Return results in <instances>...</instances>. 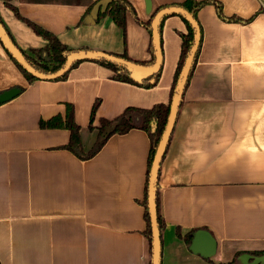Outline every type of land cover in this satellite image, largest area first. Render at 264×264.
<instances>
[{
	"label": "crops",
	"instance_id": "crops-1",
	"mask_svg": "<svg viewBox=\"0 0 264 264\" xmlns=\"http://www.w3.org/2000/svg\"><path fill=\"white\" fill-rule=\"evenodd\" d=\"M94 1L0 0V19L22 51L47 42L13 9L71 49L149 60L147 32L128 18L124 40L109 17L94 21L87 11ZM129 1L146 22L185 0H151L150 12L144 0ZM211 1L196 13L201 45L160 166L161 264L229 263L264 252V0ZM184 32L179 16L164 20L160 77L150 89L115 81L93 61L64 80L29 84L0 44V92L23 89L0 105V264H149L140 204L146 132L113 135L83 161L63 149L69 131L39 124L63 118L70 104L87 150L96 138L88 129L94 102L93 125L129 107L167 104ZM192 230L213 237L212 257L189 250L183 237Z\"/></svg>",
	"mask_w": 264,
	"mask_h": 264
},
{
	"label": "trees",
	"instance_id": "trees-1",
	"mask_svg": "<svg viewBox=\"0 0 264 264\" xmlns=\"http://www.w3.org/2000/svg\"><path fill=\"white\" fill-rule=\"evenodd\" d=\"M210 3H214V2L211 0H206L202 2H197L196 0H185L183 3L178 4L176 6L160 7L151 13L149 19L146 22L140 21L137 18L135 9L129 0H95L93 3H91L88 6L87 11L88 13L93 14V18L95 22H99L104 17H109L113 21V23H115L122 30L124 40L126 36L127 20L128 18L133 19L134 22L138 26L143 28L149 36V41H148V46H147V52L149 53V56H150L149 60L142 61V62L134 61L128 58L125 53L122 55H115V54H107V55L117 57L119 59L125 60L127 62H131L136 65L151 67L156 63V60H157V53L154 47V41H153V36H152V21L155 18L156 14L168 8H181L184 11H186L198 25L197 20H196V13L199 11V9L202 6L210 4ZM216 7L218 8L217 10H218L219 16L223 18V16L220 13V6L217 4ZM13 11L18 19L26 23L27 26L31 28V30L36 35L40 36L47 42V44L43 48L22 51L16 47L15 43L11 39L9 33L3 26V23L0 19L1 30L5 33L7 38L10 40V42L13 44V46L16 48V50L19 52L22 58L27 62V64L35 72L41 75H45V76L56 74L64 67L70 55L77 54V53L91 52L86 49H79V50L71 49L61 44L59 40L56 38V36L36 26L35 24H32L31 22L25 19H22L21 17L18 16V14L16 13L14 9ZM173 15L179 16L181 18V20L183 21L185 25V32L182 33L180 36L181 43H180L179 59L177 62L174 75H173L170 92H169V100L167 104H158V105L153 106L151 109H138V108H133V107L126 108L121 115H119L113 120L99 119V126L95 129V128H91V123L94 120L95 111L97 108V102H94L91 108L90 124L88 126V129L90 131L96 130V138L92 146L87 150L84 149L82 145L81 138H80V127L74 121L73 107L70 104L65 105V108H66L65 116L63 118L60 116H56V117L51 118L50 120L41 121L39 124L41 129H65L69 131V141L67 145L63 147V149L71 152L78 159L83 160V161L93 158L101 150V148L106 143V141L113 135H123L132 129H139V130H143L146 132L148 136V140H149V152H148V158H147V168H146V175H145L143 200L140 202V204L142 205L144 209V221H145L144 236L148 242L149 264H153V260H154V240H153V235H152L150 211H149V206H148V190H149L151 168H152V164L155 159L157 150L161 144L163 135L166 130L169 112H170L173 100L177 93V89H178V86L181 80L183 68L185 66L186 60L191 50L194 47L195 39H196L195 27L187 20V18L183 14H179V13L166 14L160 18V21L158 24L160 50H161V30H162L163 22L168 16H173ZM228 20H236V19L229 18ZM198 28H199V44H198L195 56L193 58L189 73H188L184 91L188 86L192 71L196 64L197 55H198L200 45H201V28L199 25H198ZM0 44L2 45L4 51L9 56L11 61L14 63V65L21 72V74L24 76L25 80L29 84L38 80L33 75L27 73L23 69V67L7 51V49L4 47L1 40H0ZM161 54H162V50H161ZM90 61H93L111 70L113 80L118 81V82H123V83H130V84L139 86L144 89L153 88L157 84L159 77H160V72H161V64H160L156 72L146 75V76H142L140 79H136L135 77H133L131 71L121 64H118V63H115V62H112V61H109L103 58L90 60ZM81 62L83 61H75L71 65L69 71L75 68ZM68 72H66L59 78L52 80V81L64 80ZM19 89L21 91L23 90L22 88H19ZM184 91H183V94H184ZM183 94L179 101V105H178L176 114L173 119L172 129L175 124L177 115L179 113V109L183 101ZM168 143H167V146H168ZM167 146L165 148L164 154L157 168L155 181H154V193H153V202H154V208H155L156 225H157L158 239H159V264H161L162 236H163V231L165 228V223H164V220L161 214L159 174H160V166L165 156ZM194 232L195 231L192 230L188 232L186 235H184L183 239L187 244L191 242L192 235ZM178 236H180V234H178ZM243 257L247 259V262H251L254 258L264 257V252H253L250 254H238L233 261L229 263H218V264H243V260H242Z\"/></svg>",
	"mask_w": 264,
	"mask_h": 264
},
{
	"label": "water",
	"instance_id": "water-1",
	"mask_svg": "<svg viewBox=\"0 0 264 264\" xmlns=\"http://www.w3.org/2000/svg\"><path fill=\"white\" fill-rule=\"evenodd\" d=\"M146 11L150 12L151 10V0H144ZM170 13H179L183 14L187 20L195 27L196 29V39L193 49L191 50L185 66L183 68L181 80L177 89L176 96L173 100V103L171 105V109L168 116L167 126L165 133L163 135L161 144L157 150L155 159L152 164L151 168V174H150V181H149V190H148V206L150 211V219H151V226H152V235L154 240V260L153 264H159V239H158V230L156 225V215H155V208H154V202H153V193H154V181L155 176L157 172V168L159 165V162L164 154L165 148L167 146V143L169 141L171 131H172V125H173V119L176 114L179 101L182 97L185 83L188 77V73L193 61V58L195 56L198 44H199V28L196 22L193 20V18L183 9L181 8H168L164 9L160 12H158L155 16V18L152 21V36L154 41V47L157 53V60L156 63L151 67L146 66H140L133 64L131 62H127L125 60L119 59L117 57L109 56L104 53H97V52H88V53H77L72 54L68 57L64 67L56 74L45 76L41 75L37 72H35L28 64L27 62L22 58V56L19 54V52L16 50V48L13 46V44L10 42V40L7 38L5 33L0 28V40L3 43L4 47L7 49V51L12 55V57L23 67V69L33 75L38 80L43 81H52L66 72L69 71L71 65L75 61H90L95 60L99 58H103L118 64H121L125 66L127 69H129L136 79H140L142 76H146L149 74H152L156 72L161 64V50H160V39H159V33H158V24L160 21V18L166 14ZM21 90L18 87H13L4 91L0 92V105L5 104L11 100H13L15 97H17L20 94ZM216 249V244L213 239V237L204 230H197L192 235V240L189 245V250L196 255H199L203 258H210L214 255ZM243 264H264V257H257L254 258L251 262H247V259L245 257L242 258Z\"/></svg>",
	"mask_w": 264,
	"mask_h": 264
},
{
	"label": "rangeland",
	"instance_id": "rangeland-1",
	"mask_svg": "<svg viewBox=\"0 0 264 264\" xmlns=\"http://www.w3.org/2000/svg\"><path fill=\"white\" fill-rule=\"evenodd\" d=\"M99 126V121H98V123L96 124V125H93V122L91 123V128H97Z\"/></svg>",
	"mask_w": 264,
	"mask_h": 264
}]
</instances>
